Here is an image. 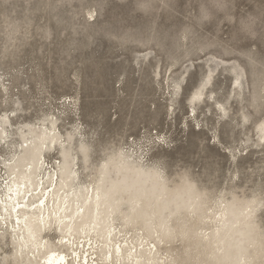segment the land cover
Masks as SVG:
<instances>
[{"label":"rangeland","instance_id":"1","mask_svg":"<svg viewBox=\"0 0 264 264\" xmlns=\"http://www.w3.org/2000/svg\"><path fill=\"white\" fill-rule=\"evenodd\" d=\"M3 116L18 143L55 122L84 185L127 144L244 195L264 183V0H0ZM11 151L0 139V174ZM60 161L46 153L49 171Z\"/></svg>","mask_w":264,"mask_h":264},{"label":"bare ground","instance_id":"2","mask_svg":"<svg viewBox=\"0 0 264 264\" xmlns=\"http://www.w3.org/2000/svg\"><path fill=\"white\" fill-rule=\"evenodd\" d=\"M8 123L7 116L0 118V139L12 149L0 174V264H163L154 238L128 239L116 219L104 222L94 184L79 182L77 154L55 122L21 133V143L3 127ZM58 149L63 161L49 171L46 153ZM52 230L55 241L49 238Z\"/></svg>","mask_w":264,"mask_h":264},{"label":"clouds","instance_id":"3","mask_svg":"<svg viewBox=\"0 0 264 264\" xmlns=\"http://www.w3.org/2000/svg\"><path fill=\"white\" fill-rule=\"evenodd\" d=\"M93 184L105 223L116 219L168 245V264H264V183L215 188L127 144L97 161ZM209 209L221 219L201 233Z\"/></svg>","mask_w":264,"mask_h":264}]
</instances>
